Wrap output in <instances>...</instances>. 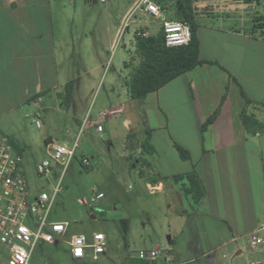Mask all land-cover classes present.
<instances>
[{
	"label": "crops",
	"instance_id": "1",
	"mask_svg": "<svg viewBox=\"0 0 264 264\" xmlns=\"http://www.w3.org/2000/svg\"><path fill=\"white\" fill-rule=\"evenodd\" d=\"M154 1L164 7L165 16L171 19L169 1ZM250 1L194 0L201 57L218 64L205 63L173 79L143 102L133 100L127 86L140 62L138 57L136 64L132 62L137 56L135 36L138 32L161 36L162 21L139 12L127 27L121 28L138 2L126 0L116 32L109 28L110 48L114 49L121 44L125 30L133 26L124 43L129 56L123 59L124 67L109 79L111 106L105 111L121 110L118 117L125 129L120 137L121 157L125 159L121 169L126 173L135 170L141 184L138 194L143 186L164 191L169 196L171 213H179L175 228L171 227L170 240L175 243L173 264H264L263 249H255L249 242V246H242L239 242L264 223V130L254 131L241 118L246 110L264 124V36L253 30L255 15ZM53 6L52 0H0V116L21 102L34 99L40 104L46 91L70 82L62 81L60 75L61 53ZM104 64L95 61L90 65L86 72L89 80ZM233 86L242 98L236 102L229 96ZM241 88L253 102L247 107ZM75 94L74 88L68 106L65 99L67 108L73 106ZM224 95L219 117L202 131ZM98 122L99 119L96 128ZM148 128L157 150L154 154L142 149ZM106 130L103 126L102 131H97ZM116 131H110L113 136L109 148L103 151L104 154L108 151L110 157ZM175 142L190 151V159L180 157ZM193 171L202 180L206 194L199 204H192V213L179 212L178 194L184 201L182 205L190 201L183 196V183L165 179L155 182L154 178ZM187 226L188 250L195 252L194 258L187 256L186 247L178 242V235H183ZM141 251L124 257L122 264H143L138 257ZM68 255L70 261H76L69 250ZM49 261L47 264H52V259Z\"/></svg>",
	"mask_w": 264,
	"mask_h": 264
},
{
	"label": "rangeland",
	"instance_id": "2",
	"mask_svg": "<svg viewBox=\"0 0 264 264\" xmlns=\"http://www.w3.org/2000/svg\"><path fill=\"white\" fill-rule=\"evenodd\" d=\"M52 1L57 46L61 53L59 70L62 81L74 80L76 94L73 106L60 107L58 94L65 87L49 89L42 95L40 104L33 99L19 103L12 111H3L0 137L8 135L24 155L26 174L34 192L46 190L52 193L59 184L50 219L70 222V236L72 233L91 236L93 232L101 231L106 234L107 245L106 254L98 260L72 262L66 244L56 246L41 242L35 247L32 261L39 264H47L51 259L52 264H122L124 257L138 255L140 250L154 247L173 249L175 243L170 240L171 230L175 228L179 213H171L168 194L145 186L138 194L141 184L135 170L126 173L121 169L125 159L121 157L120 137L125 129L118 117L120 114L106 117L102 123L107 128L105 133L98 132L96 128L100 113L109 112L105 110L111 106L108 101L110 76L124 67L123 59L129 56L124 43H127L132 25L125 30L119 46L110 48L109 42V28L116 32L126 0H108L107 4L100 0ZM168 1L170 18L178 20L177 1ZM250 2L254 15H264V0ZM137 57L132 60L134 64ZM95 61L105 64L89 80L86 72ZM229 96L233 102L242 99L235 86L229 89ZM36 118L40 120L41 127L36 126ZM113 129L117 130V139L110 157L108 151L106 154L103 151L109 148L113 136L110 131ZM67 130L71 132L67 133ZM78 136L79 147L63 175V167L55 163L50 176H38L36 164L50 158L53 146L62 142L72 145ZM84 157L91 160L92 166L82 164ZM132 161L135 164V158ZM95 186L105 193V198L93 200ZM192 204L185 201L182 205L178 197L177 210L192 213ZM178 242L181 247H186L187 256L196 257L195 252L188 250V226L183 235H178ZM239 242L242 246H249L248 238ZM6 259V252L0 250V264H6Z\"/></svg>",
	"mask_w": 264,
	"mask_h": 264
},
{
	"label": "built area",
	"instance_id": "3",
	"mask_svg": "<svg viewBox=\"0 0 264 264\" xmlns=\"http://www.w3.org/2000/svg\"><path fill=\"white\" fill-rule=\"evenodd\" d=\"M139 12L161 19L167 46H183L190 43L192 35L189 24L167 18L165 9L154 0H138L126 16L124 27H127ZM120 112L119 109L102 113L97 130H103L102 123L106 117ZM35 123L37 127H41L38 118L35 119ZM82 132L81 129L80 133ZM78 147L79 137L72 145L55 144L50 152V158L36 164L38 176H50L55 163L63 167V175ZM82 163L87 167L92 166L88 157H84ZM58 191L59 184L54 187L52 193L46 190L34 192L26 174L24 155L17 150L8 135L3 134L0 137V250L6 252V264H39L32 261V256L36 245L41 242L56 246L66 244L71 257L78 261L98 260L105 254L107 245L105 233L93 232L91 236L80 233L70 236V222L50 219V209ZM93 192V200L105 197L104 192L97 186L93 188ZM248 239L253 248L264 250V223L250 232ZM138 257L143 264L174 262L171 248L163 250L154 247L142 250Z\"/></svg>",
	"mask_w": 264,
	"mask_h": 264
},
{
	"label": "trees",
	"instance_id": "4",
	"mask_svg": "<svg viewBox=\"0 0 264 264\" xmlns=\"http://www.w3.org/2000/svg\"><path fill=\"white\" fill-rule=\"evenodd\" d=\"M176 14L179 18L178 20L188 23L191 28L192 36L188 45L169 47L166 44L164 33L161 36H146L142 32L136 34V53L140 62L133 69L127 81L128 92L133 100L145 101L149 94L158 91L173 79L205 63L218 64L216 61L201 57L200 39L198 36L199 24L196 20L194 0H178ZM253 19L254 32L260 31L261 35L264 36V15H255ZM230 76L233 77L231 74ZM233 78L235 79V77ZM73 89L74 84L72 81L66 84L65 99L67 106L70 104ZM241 93L246 107L253 103L242 88ZM225 99L226 95L223 96L220 105L207 118L202 126V131H205L219 117ZM241 118L244 124L254 131L264 130V124L259 122L253 115L248 114L246 110L241 113ZM146 133V141L142 145L143 151L153 154L157 153L155 146L151 142V129L148 128ZM175 148L183 160L191 158L190 151L178 142H175ZM154 179L155 182L165 179L174 183H183V196L193 204H199L206 194L202 180L194 171L177 174L172 177L157 176Z\"/></svg>",
	"mask_w": 264,
	"mask_h": 264
},
{
	"label": "water",
	"instance_id": "5",
	"mask_svg": "<svg viewBox=\"0 0 264 264\" xmlns=\"http://www.w3.org/2000/svg\"><path fill=\"white\" fill-rule=\"evenodd\" d=\"M58 97H59V99H60V107H61V108H64V107H65V93H64V92H60V93L58 94ZM46 144H47V143H46ZM178 197H179V199H180L181 204H183V199H182V197H181L180 194H178ZM185 212H187V211H185ZM93 217H95V216L93 215Z\"/></svg>",
	"mask_w": 264,
	"mask_h": 264
}]
</instances>
